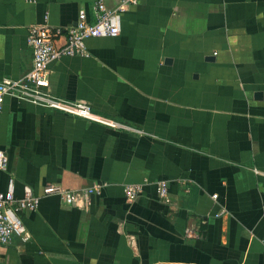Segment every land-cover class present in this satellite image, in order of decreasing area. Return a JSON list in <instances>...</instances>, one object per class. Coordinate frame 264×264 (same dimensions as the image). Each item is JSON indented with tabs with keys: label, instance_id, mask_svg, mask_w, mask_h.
I'll return each mask as SVG.
<instances>
[{
	"label": "crops",
	"instance_id": "0c3cea01",
	"mask_svg": "<svg viewBox=\"0 0 264 264\" xmlns=\"http://www.w3.org/2000/svg\"><path fill=\"white\" fill-rule=\"evenodd\" d=\"M95 1L0 0V81L31 70V26H73ZM86 45L48 65L50 91L116 126L5 99L0 193L12 179L42 199L0 264H264V0H138ZM47 184L102 189L79 209Z\"/></svg>",
	"mask_w": 264,
	"mask_h": 264
},
{
	"label": "built area",
	"instance_id": "2783aa9c",
	"mask_svg": "<svg viewBox=\"0 0 264 264\" xmlns=\"http://www.w3.org/2000/svg\"><path fill=\"white\" fill-rule=\"evenodd\" d=\"M114 8L109 9L106 0H96L92 7V17L86 10L80 11L75 25L54 27L46 20L29 29L28 46L33 51L31 70L21 79H3L0 81V120L4 101L7 97L57 110L86 120L116 126L94 114L84 102H70L59 98L50 91L48 65L63 57L89 56L86 41L90 38H115L121 34L122 15L135 5L138 0H113ZM9 157L6 150L0 148V171H7ZM102 187L94 185L77 191L66 189L60 184H47L43 196H58L68 207L86 209L91 205V197L100 194ZM143 192L142 184L124 186L128 203L134 202ZM157 192L162 202L168 203L167 182L157 183ZM217 199V195L213 196ZM42 197L34 194L30 187H25L24 196L17 199L14 194L13 180L6 193H0V245H10L14 237L23 241L31 235L25 226L22 214L36 212ZM189 239L197 238L193 231L186 234ZM131 243L134 238H130Z\"/></svg>",
	"mask_w": 264,
	"mask_h": 264
}]
</instances>
